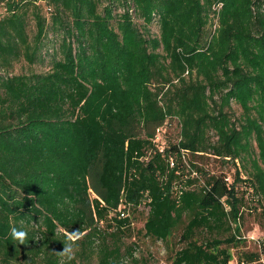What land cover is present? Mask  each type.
Segmentation results:
<instances>
[{"label": "trees", "instance_id": "obj_1", "mask_svg": "<svg viewBox=\"0 0 264 264\" xmlns=\"http://www.w3.org/2000/svg\"><path fill=\"white\" fill-rule=\"evenodd\" d=\"M253 215L264 0H0V264H264Z\"/></svg>", "mask_w": 264, "mask_h": 264}, {"label": "rangeland", "instance_id": "obj_2", "mask_svg": "<svg viewBox=\"0 0 264 264\" xmlns=\"http://www.w3.org/2000/svg\"><path fill=\"white\" fill-rule=\"evenodd\" d=\"M158 28L156 26L151 27L152 34H157ZM48 71V62H45V64H39L34 67H29L27 63L20 62L16 64L14 72L11 73L13 75H21V74H30V73H36V74H44ZM234 111L236 112L237 116L240 113V109L236 106H234ZM242 232L244 236L246 237L248 241L249 248L253 249L255 246L258 245V242L264 239V230L260 229V227L257 225V217L255 215L253 216H247L245 220V224L242 227ZM164 256H165V248L163 245H157L152 246L149 245H143L142 249L137 252L135 255V258H138V260L141 261V264H166L164 262ZM236 263V262H234ZM124 264H131L126 260Z\"/></svg>", "mask_w": 264, "mask_h": 264}, {"label": "clouds", "instance_id": "obj_3", "mask_svg": "<svg viewBox=\"0 0 264 264\" xmlns=\"http://www.w3.org/2000/svg\"><path fill=\"white\" fill-rule=\"evenodd\" d=\"M10 235L13 240L18 241L20 244H24L27 240V232L24 230H18L16 228H12ZM68 241L65 243L63 250L59 252V254L63 257H67L68 260H71L75 255V248L73 245L76 240L79 238L78 230L73 233H66Z\"/></svg>", "mask_w": 264, "mask_h": 264}, {"label": "built area", "instance_id": "obj_4", "mask_svg": "<svg viewBox=\"0 0 264 264\" xmlns=\"http://www.w3.org/2000/svg\"><path fill=\"white\" fill-rule=\"evenodd\" d=\"M165 133H167V129L166 128H159L156 132V136H155V141L156 143L160 144V150L163 151L164 150V145L165 143ZM264 262V260H263Z\"/></svg>", "mask_w": 264, "mask_h": 264}]
</instances>
